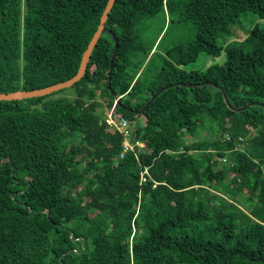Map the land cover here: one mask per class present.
<instances>
[{
  "label": "trees",
  "instance_id": "trees-1",
  "mask_svg": "<svg viewBox=\"0 0 264 264\" xmlns=\"http://www.w3.org/2000/svg\"><path fill=\"white\" fill-rule=\"evenodd\" d=\"M107 1L0 0V92L75 75ZM177 5L194 37L151 76L136 21ZM244 10L264 18V0H115L111 70L103 32L72 96L0 100V264H264V107L231 110L210 85L234 107L264 104V27L217 44ZM114 104L144 142L122 156L104 117Z\"/></svg>",
  "mask_w": 264,
  "mask_h": 264
},
{
  "label": "rangeland",
  "instance_id": "rangeland-1",
  "mask_svg": "<svg viewBox=\"0 0 264 264\" xmlns=\"http://www.w3.org/2000/svg\"><path fill=\"white\" fill-rule=\"evenodd\" d=\"M179 0H174V3ZM169 12L164 6L163 11L152 17L142 16L136 21L135 26V44H143L146 47H152V51H156L149 67L151 76L154 75L161 66L165 49L171 48L174 45H187L195 34V26L190 21L180 18L178 11ZM264 27V18L258 16L257 13L251 10L240 11L228 27V32L220 33L217 37V44L226 46L229 43L238 41L247 36L254 27ZM163 28V29H162ZM225 60V52L222 51L220 56H214L206 52L198 54L197 58L186 65V70H205L210 65L221 64ZM72 89L65 88L60 92V95L72 96ZM104 107V112L106 111ZM144 122L143 118L135 121L141 125Z\"/></svg>",
  "mask_w": 264,
  "mask_h": 264
},
{
  "label": "water",
  "instance_id": "water-1",
  "mask_svg": "<svg viewBox=\"0 0 264 264\" xmlns=\"http://www.w3.org/2000/svg\"><path fill=\"white\" fill-rule=\"evenodd\" d=\"M114 1L115 0H108L107 1L105 8L102 12V15L100 17V22L97 26V29L93 33L89 43L87 44L86 49L84 50V52L82 54L79 67H78V70L75 73V75H73L71 78H69L67 80H64V81H61L58 83H54V84H51L48 86H44L41 88L30 89V90H16V91H11V92H0V100H15V99H24V98L43 96V95L52 93L54 91H58V90L63 89V88L71 87L72 85H74V83L79 81L84 76L86 69H87V66H88V62H89L91 53H92V50L95 47L98 39L100 38V36L102 35L103 32H108L114 37V48H113V52H112V56H111V60H110V70H111L113 67L114 58H115L117 48H118V40L115 38L114 33L105 26V23H106L109 11L111 10ZM203 84L204 83H200V84H191V83H185V82L179 83V85L186 86L188 88H191L194 86H200ZM210 85H212L214 87H218L221 89L224 101H225L226 105L231 110H235V111L244 110L252 104H260L261 106L264 107V104L259 103V102H249L246 105L242 106L241 108L234 107L230 104V102L226 96V93L222 87H219L214 83H210ZM171 86H173V85L163 86L161 89H159L158 91H156L154 93V95L145 103V105L141 109L135 110V111L139 112V113L143 112L147 108L148 104H150L156 96H158L164 89L171 87ZM111 92H112V95H113L115 101L117 102L119 99V96L115 92H113V90H111Z\"/></svg>",
  "mask_w": 264,
  "mask_h": 264
},
{
  "label": "built area",
  "instance_id": "built-area-1",
  "mask_svg": "<svg viewBox=\"0 0 264 264\" xmlns=\"http://www.w3.org/2000/svg\"><path fill=\"white\" fill-rule=\"evenodd\" d=\"M105 122L108 125V128L111 130H117L121 133V135L124 137L123 140V150L120 154V156L123 155L124 152L130 149H134V146L137 145L139 147L144 146V142L140 140L134 141V143L131 142V123L130 121L124 117L121 113H115V104L107 109L105 111ZM220 161H225V159H219ZM147 173V168L143 170L141 173V180H145L144 174Z\"/></svg>",
  "mask_w": 264,
  "mask_h": 264
}]
</instances>
